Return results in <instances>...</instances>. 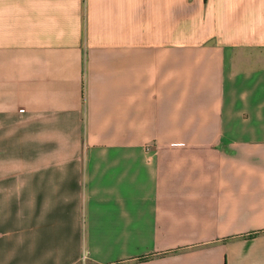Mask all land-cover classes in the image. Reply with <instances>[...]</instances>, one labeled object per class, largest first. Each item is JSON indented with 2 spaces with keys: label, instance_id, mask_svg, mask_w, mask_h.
Instances as JSON below:
<instances>
[{
  "label": "crops",
  "instance_id": "obj_1",
  "mask_svg": "<svg viewBox=\"0 0 264 264\" xmlns=\"http://www.w3.org/2000/svg\"><path fill=\"white\" fill-rule=\"evenodd\" d=\"M85 263L264 264V0H0V264Z\"/></svg>",
  "mask_w": 264,
  "mask_h": 264
},
{
  "label": "built area",
  "instance_id": "obj_2",
  "mask_svg": "<svg viewBox=\"0 0 264 264\" xmlns=\"http://www.w3.org/2000/svg\"><path fill=\"white\" fill-rule=\"evenodd\" d=\"M86 259H87V256H86L85 253H83V255H82V257H81L82 262L86 261Z\"/></svg>",
  "mask_w": 264,
  "mask_h": 264
},
{
  "label": "rangeland",
  "instance_id": "obj_3",
  "mask_svg": "<svg viewBox=\"0 0 264 264\" xmlns=\"http://www.w3.org/2000/svg\"><path fill=\"white\" fill-rule=\"evenodd\" d=\"M84 262H86V261H84ZM86 264V263H85Z\"/></svg>",
  "mask_w": 264,
  "mask_h": 264
}]
</instances>
